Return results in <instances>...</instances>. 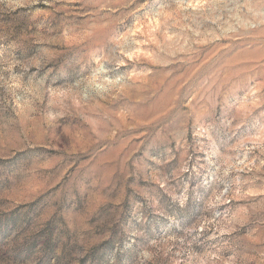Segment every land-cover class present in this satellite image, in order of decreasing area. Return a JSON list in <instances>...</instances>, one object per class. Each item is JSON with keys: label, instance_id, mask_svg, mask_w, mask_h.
<instances>
[{"label": "rangeland", "instance_id": "374dc122", "mask_svg": "<svg viewBox=\"0 0 264 264\" xmlns=\"http://www.w3.org/2000/svg\"><path fill=\"white\" fill-rule=\"evenodd\" d=\"M0 264H264V0H0Z\"/></svg>", "mask_w": 264, "mask_h": 264}]
</instances>
